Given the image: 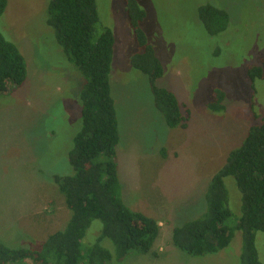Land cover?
Wrapping results in <instances>:
<instances>
[{
  "label": "rangeland",
  "instance_id": "rangeland-1",
  "mask_svg": "<svg viewBox=\"0 0 264 264\" xmlns=\"http://www.w3.org/2000/svg\"><path fill=\"white\" fill-rule=\"evenodd\" d=\"M50 1L8 0L0 23L28 66L25 84L0 96V242L12 248L40 249L71 217L54 177L74 174L69 154L82 129L85 79L49 26ZM138 2L147 14L140 27L164 68L156 86L172 91L192 117L186 129L168 127L149 76L131 65L139 48L125 0H97L101 23L116 37L110 81L120 131L116 162L122 197L131 210L161 226L156 255L132 253L112 263L241 264V230L228 248L204 257L177 249L172 234L208 213L213 177L264 119V80L253 87L248 74L264 62V0ZM205 5L229 13L225 35H208L198 13ZM216 89L226 93L225 111L209 108ZM225 184L236 204L231 201L233 226L241 194L233 177ZM102 228L95 220L84 244L96 243ZM103 245L115 253L110 240ZM257 246L264 264L262 232Z\"/></svg>",
  "mask_w": 264,
  "mask_h": 264
},
{
  "label": "trees",
  "instance_id": "trees-1",
  "mask_svg": "<svg viewBox=\"0 0 264 264\" xmlns=\"http://www.w3.org/2000/svg\"><path fill=\"white\" fill-rule=\"evenodd\" d=\"M125 3L139 48L131 65L149 76L156 108L168 127L186 129L191 110L172 91L156 86L164 76V68L140 27L147 18L146 11L138 0ZM7 6L8 0H0V23ZM198 13L209 36L227 33L230 15L226 10L205 5ZM48 22L56 31L59 45L85 79L80 95L82 129L69 154L74 174L54 177L71 217L38 250L12 248L0 242V264H113L114 258L121 261L132 253L156 255L153 248L161 232L159 220L131 210L122 197L116 162L120 131L110 81L114 32L101 23L97 0H51ZM248 74L253 87L256 80H264V62ZM27 78L24 56L0 30V96L23 86ZM225 99L223 90H214L210 110L225 111ZM261 120L249 129L243 145L229 155L226 165L213 177L207 191L208 213L173 230L172 243L180 251L194 257L217 254L228 248L235 231L241 230V264H263L257 246L258 233H264V119ZM228 177L235 179L241 194L233 226L229 224L235 214L225 184ZM232 204L236 207L233 201ZM95 220L102 222L101 234L96 243L85 245ZM105 239L112 242L115 253L103 245Z\"/></svg>",
  "mask_w": 264,
  "mask_h": 264
}]
</instances>
